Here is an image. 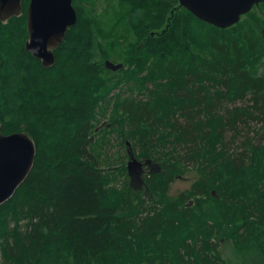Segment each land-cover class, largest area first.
I'll return each mask as SVG.
<instances>
[{
  "label": "trees",
  "instance_id": "trees-1",
  "mask_svg": "<svg viewBox=\"0 0 264 264\" xmlns=\"http://www.w3.org/2000/svg\"><path fill=\"white\" fill-rule=\"evenodd\" d=\"M116 3L100 17L73 0L76 24L50 68L25 50L29 0L0 22L1 133L36 148L0 206V264H227L224 241L233 264H264V3L224 30L178 0ZM123 82L144 93L117 97L103 128L131 143L139 185L91 153L97 111ZM190 165L198 178L172 199Z\"/></svg>",
  "mask_w": 264,
  "mask_h": 264
},
{
  "label": "water",
  "instance_id": "water-1",
  "mask_svg": "<svg viewBox=\"0 0 264 264\" xmlns=\"http://www.w3.org/2000/svg\"><path fill=\"white\" fill-rule=\"evenodd\" d=\"M198 20L224 30L236 25L264 0H178ZM22 13V0H0V22L7 23ZM73 0H30L26 12L28 39L25 50L50 68L55 62L53 51L62 43L67 30L76 24ZM264 37V31L262 32ZM110 72L123 68L122 64L104 62ZM36 155L34 142L27 134L1 133L0 125V206L11 199L30 173ZM127 171L132 180L141 176L143 163L128 149Z\"/></svg>",
  "mask_w": 264,
  "mask_h": 264
},
{
  "label": "rangeland",
  "instance_id": "rangeland-1",
  "mask_svg": "<svg viewBox=\"0 0 264 264\" xmlns=\"http://www.w3.org/2000/svg\"><path fill=\"white\" fill-rule=\"evenodd\" d=\"M30 1V0H29ZM95 5V12L101 17L105 14V9L109 10L110 7H116V0H89ZM113 20L107 19L106 23L102 20L101 25L106 33H109L112 38L119 36V29L115 28ZM118 51L116 52V54ZM115 54V55H116ZM117 58V57H116ZM118 64V63H115ZM134 84L122 83L120 88L116 89L111 95L100 105V109L97 111L96 121L93 123L94 127L100 128V131L93 139V145L91 153L96 159L97 165L103 170V173L108 176H118L119 168L125 166L128 163V146L129 143L122 140L120 135L117 133L115 128L111 126L103 128L106 124H110L109 118L111 116V108L114 100L118 97L121 101L128 99H134L135 96L143 95L144 91ZM241 104V103H239ZM238 104V105H239ZM127 144H129L127 146ZM186 174L177 177L171 184L169 196L172 199H176L179 194L188 190L194 181L198 178L196 173L193 171V167L190 165L189 169L185 170ZM126 178L123 177L122 173L119 176L116 187L121 188ZM115 182V181H114ZM135 185H139L137 180H134ZM220 252L223 260L227 264H233V248L229 241H224L221 244Z\"/></svg>",
  "mask_w": 264,
  "mask_h": 264
}]
</instances>
